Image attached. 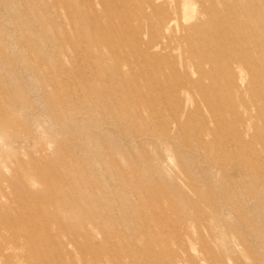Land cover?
<instances>
[{"label":"rangeland","instance_id":"1","mask_svg":"<svg viewBox=\"0 0 264 264\" xmlns=\"http://www.w3.org/2000/svg\"><path fill=\"white\" fill-rule=\"evenodd\" d=\"M0 264H264V0H0Z\"/></svg>","mask_w":264,"mask_h":264},{"label":"bare ground","instance_id":"2","mask_svg":"<svg viewBox=\"0 0 264 264\" xmlns=\"http://www.w3.org/2000/svg\"><path fill=\"white\" fill-rule=\"evenodd\" d=\"M258 147V146H257Z\"/></svg>","mask_w":264,"mask_h":264}]
</instances>
